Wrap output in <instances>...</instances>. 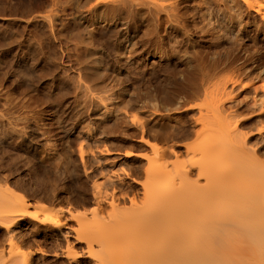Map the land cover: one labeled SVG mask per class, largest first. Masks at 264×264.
<instances>
[{"label": "bare ground", "instance_id": "6f19581e", "mask_svg": "<svg viewBox=\"0 0 264 264\" xmlns=\"http://www.w3.org/2000/svg\"><path fill=\"white\" fill-rule=\"evenodd\" d=\"M0 264H264V0H0Z\"/></svg>", "mask_w": 264, "mask_h": 264}]
</instances>
